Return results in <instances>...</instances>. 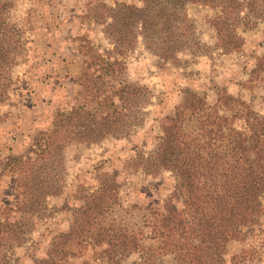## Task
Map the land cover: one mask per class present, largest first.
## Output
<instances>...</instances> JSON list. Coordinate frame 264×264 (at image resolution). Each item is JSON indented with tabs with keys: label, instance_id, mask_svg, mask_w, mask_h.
Here are the masks:
<instances>
[{
	"label": "trees",
	"instance_id": "trees-1",
	"mask_svg": "<svg viewBox=\"0 0 264 264\" xmlns=\"http://www.w3.org/2000/svg\"><path fill=\"white\" fill-rule=\"evenodd\" d=\"M187 2L217 10L210 23L215 45L223 51L241 46L239 25L250 26L264 14V0H142L141 6L120 1L113 7L102 3L103 31L112 48L105 53L92 50L84 60L76 77L78 105L55 112L51 128L39 131L32 154L8 158L11 170L17 171L15 182L22 198L16 208L19 219L0 218V264L8 249L24 241L28 215L39 211L47 195L59 191L52 172L65 146L125 135L142 122L150 91L144 84L125 80L120 58L135 48L138 36L163 60L177 61V53L185 49L205 50L207 45L195 36L186 15ZM11 4L0 0V101L7 96L11 68L23 50L21 31L7 17ZM221 95L229 107L231 101L240 102L244 112L219 113L203 95L184 89L169 122L162 123L167 144L147 156L138 155V164L147 173L169 170L174 176V190L163 199L161 209L148 206L139 225L113 215L117 183L113 173L105 172L98 187L84 196L75 222L53 238L37 264H61L76 255L81 244L98 245L107 264H119L120 257L130 252H139L147 263L169 255L168 264H226L228 243L242 239L243 227L264 213V113ZM237 118L244 120L245 129L233 125ZM251 256L252 250L240 248L230 261L239 264Z\"/></svg>",
	"mask_w": 264,
	"mask_h": 264
},
{
	"label": "rangeland",
	"instance_id": "rangeland-1",
	"mask_svg": "<svg viewBox=\"0 0 264 264\" xmlns=\"http://www.w3.org/2000/svg\"><path fill=\"white\" fill-rule=\"evenodd\" d=\"M120 1L142 5V0H11L7 17L21 31L23 50L11 68L7 96L0 101V218H20L16 208L22 189L8 158L30 153L39 131L51 128L55 112L78 105L76 77L84 60L92 50L105 53L112 48L103 31L106 9L102 3L113 7ZM184 8L195 36L207 45L206 51L185 49L177 53V61L163 60L146 49L138 36L135 48L120 58L125 63V80L144 84L150 91L142 122L125 135L65 146L52 172L59 191L47 195L39 211L28 215L24 241L7 250L2 264H37L45 257L53 238L75 222L84 196L98 187L105 172L113 173L117 183L113 215L139 225L148 206L161 209L163 199L174 190V176L169 170L147 173L138 164V155L147 156L167 144L162 123L169 122L184 89L203 95L219 113L245 110L240 102L231 101L233 108L227 106L222 93L264 113V14L250 26L239 25L241 46L223 51L215 45L216 33L210 23L217 10L192 2ZM233 125L246 128L242 118ZM261 201L264 206V195ZM176 204L180 205L179 199ZM242 231V239L228 243L226 264H233L230 256L240 248L252 250V256L239 264H264V213ZM144 232L149 233V228ZM91 246L81 244L76 255L61 264H107L99 246ZM168 262L169 255L147 263L139 252H130L120 257L119 264Z\"/></svg>",
	"mask_w": 264,
	"mask_h": 264
}]
</instances>
